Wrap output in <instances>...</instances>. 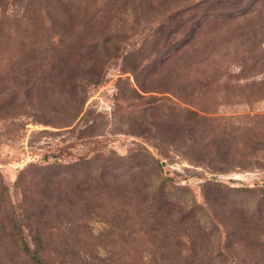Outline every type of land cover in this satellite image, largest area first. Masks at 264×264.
I'll use <instances>...</instances> for the list:
<instances>
[{
	"label": "rangeland",
	"instance_id": "1",
	"mask_svg": "<svg viewBox=\"0 0 264 264\" xmlns=\"http://www.w3.org/2000/svg\"><path fill=\"white\" fill-rule=\"evenodd\" d=\"M2 18L0 258L36 238L88 262L264 264V0H6Z\"/></svg>",
	"mask_w": 264,
	"mask_h": 264
},
{
	"label": "trees",
	"instance_id": "2",
	"mask_svg": "<svg viewBox=\"0 0 264 264\" xmlns=\"http://www.w3.org/2000/svg\"><path fill=\"white\" fill-rule=\"evenodd\" d=\"M6 0H0V5H3V3ZM33 7L30 10V19H36L37 16L41 14L43 10H47L46 7H44V3L42 2H33L31 4ZM68 8V7H67ZM71 13L70 10L66 9L65 13L69 14ZM0 19V31H4V24L5 20ZM14 25L18 26L21 20L19 19H13ZM5 37V36H4ZM30 73V72H28ZM73 79V78H72ZM74 90V89H73ZM24 230V229H23ZM202 232V228H200ZM12 233L11 236H16V233L19 234L18 237L21 238L24 237L25 233L22 230H18L15 226H12L11 229ZM37 234V231L36 233ZM10 235V234H9ZM32 237V236H31ZM19 240H13L10 244V246L6 249L7 252L10 253V255L4 256V258H0V264L3 261L2 264H10V263H16L18 264H130L131 262H128L120 256L119 254H115L112 257L109 258H95L94 260L87 261L82 258H80L79 254L81 251L84 252V242H59L58 243H52V242H44L42 240L34 238V241L31 244L25 241ZM17 257V259H15ZM142 261V260H141ZM152 264H169L168 260H165L164 257L161 259H153L151 261ZM131 264H136V262H132ZM145 264V262L143 263ZM147 264V263H146Z\"/></svg>",
	"mask_w": 264,
	"mask_h": 264
}]
</instances>
